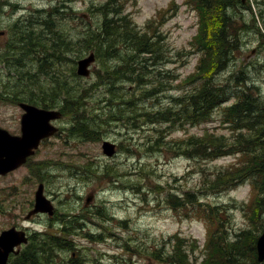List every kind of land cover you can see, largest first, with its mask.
I'll list each match as a JSON object with an SVG mask.
<instances>
[{
	"label": "rangeland",
	"instance_id": "374dc122",
	"mask_svg": "<svg viewBox=\"0 0 264 264\" xmlns=\"http://www.w3.org/2000/svg\"><path fill=\"white\" fill-rule=\"evenodd\" d=\"M59 1L0 0V125L13 133L19 132L22 111L13 103L15 96H12L11 89L15 90L16 83L15 80L11 81L13 73L6 66V63L12 64L13 59L9 57L6 48L10 37L15 36V27L19 26L16 19H35L37 15L44 14ZM64 1L71 3L77 15L81 16L91 14L88 8L105 0ZM175 1L177 2L175 10H167L160 15L157 14V8L165 10L170 0H123L122 5L124 4V11L131 16L130 19L139 29L147 27L150 33L154 30L162 38L163 58L155 66L162 68L163 75L164 70H167L177 76L172 84L173 90L179 92L186 88L185 76L194 71L198 58V53L190 41L195 31L197 16L190 5L183 3L184 0ZM253 8L257 11L258 6L254 4ZM38 9L43 10L38 12ZM172 11L174 12L171 13ZM66 19V24L68 26L69 22L73 34L82 30L84 22L79 21L76 16H67ZM33 28L39 30L41 27ZM242 45L236 53L239 54L236 63L230 64L228 71L239 65L248 67L250 76L264 92V44H259L254 33H248L244 35ZM84 52L66 54L68 60L60 67H63L65 77L71 84L87 87V93L83 95L82 101L84 107L93 110L89 116L95 117L93 123L97 124L98 138L82 136V139H76L68 135L71 122L68 115L62 116L55 124L65 128V134L61 131V135L47 138L25 165L1 176L0 197L7 198L16 188L8 205L17 200L24 216L33 202L34 190L41 178L44 181V193L54 200L57 214H64L68 225L79 217L86 219L82 226L77 225V228L73 226L69 229H72L70 237L75 240L76 247L80 248L81 254L90 264H174L166 261L168 259L165 258L164 252L173 250L172 236L176 234L181 238V245L185 248L182 251L188 263L201 264L204 256H207L202 253L205 249L203 241L207 228L218 222L224 224L228 236L229 232L233 236L239 230L248 229L249 233L246 235L250 240H255L254 235L261 231V221L255 218L252 220L251 215L247 211L245 213L239 206L250 195L249 182L243 181L232 188L214 192L203 187L206 186L204 183L206 179H210L211 171L232 164L233 161L228 162L237 157L226 155L214 160H201L188 157L170 147L163 149L159 145L150 147L149 140L156 138L157 127L144 122H140L138 127L139 120L135 118L134 113L124 111L127 118H134L131 119L132 122L126 123L128 121L126 118L118 123L104 122L107 117L104 113L106 111L114 113L115 110L112 104L102 101L107 98L106 90L100 84V76L105 74L103 71L105 60L96 58L87 76L78 75L76 61ZM108 62L114 64L117 59ZM72 65L75 74L70 70ZM152 66L150 65L151 70ZM227 73L219 74L218 79L226 80ZM120 80L116 83L120 88L115 90L119 89L124 99L134 97L128 93L132 84L128 80ZM16 88L18 91L22 90ZM165 94L162 90L153 95L152 100L133 98L135 105L132 108H137L138 114V111L143 110L141 107L149 109L151 101H154L152 106H157L158 102L166 101ZM111 99L114 101L115 96H111ZM213 127L217 128L213 131H226L218 125L217 120H212L195 125H178L171 127L169 132L163 130L161 133L164 139L179 142L191 133H199L204 128L212 131ZM104 138L114 141L117 145V153L112 157L106 156L101 150V141ZM54 162L59 166L53 165L49 171L51 174L44 172L41 173L42 177L36 175L41 165ZM87 162H91V166L95 168L92 172L87 171ZM105 167L112 170L111 174L119 173L118 177L113 180L111 179L114 175L102 177L100 170ZM172 190L178 193L195 190L200 194V202L172 207L168 202V192ZM90 192L94 194V198L86 203V195ZM207 202L215 204L218 208L212 220L205 216L207 213L204 204L209 206ZM232 204L236 206L230 209ZM227 206L229 210L226 209ZM80 214L82 215L79 216ZM209 217L212 218V215ZM7 221L9 220L5 215L0 213V230L5 227ZM23 224L28 225V234L31 235L29 242L36 240L39 233L58 229L44 214L36 215ZM150 246L162 248L160 259L151 254ZM74 249L72 247V250ZM69 254V249L58 250L55 259L51 258L52 262L65 264L63 261L69 258ZM195 255L198 257L197 263L192 258Z\"/></svg>",
	"mask_w": 264,
	"mask_h": 264
},
{
	"label": "trees",
	"instance_id": "16d2710c",
	"mask_svg": "<svg viewBox=\"0 0 264 264\" xmlns=\"http://www.w3.org/2000/svg\"><path fill=\"white\" fill-rule=\"evenodd\" d=\"M186 2L197 12L196 33L191 44L193 48L201 51L202 56L197 71L187 77L188 86L177 94H165V102L152 106L154 101H151L149 109L141 107L143 110L138 111L140 115L137 114V108H132L135 105L133 98L152 100L153 95L163 89L165 93H169L171 86L168 78L172 76L168 71V76L163 75L162 68L155 66L162 58L160 38L156 35L147 36L134 26L127 14L123 13V0H106L99 5H93L88 8L91 14L87 17L78 16L71 3L60 0L44 14L37 15L32 24L21 25L19 22V26L14 29L15 36L10 37L6 48L9 57L13 59L12 64L6 63L8 70L13 73L10 76L11 81L15 80L16 83L15 90L11 89L12 96L27 98L44 107L59 105L75 120L73 126L82 135L98 138L97 124L93 123L95 117L89 116L93 110L84 107L82 101L87 87L71 84L65 77L63 67H60L68 60L66 54L94 50L97 59L105 60L104 70L102 69L105 74L100 76V84L105 88L107 98L102 101L112 104L115 109L114 113L106 111L104 114L107 117L103 121L118 123L126 118V123L132 122L131 119L134 118H127L124 111L134 113L139 120L138 127L140 122L161 125L156 129V138L149 140L150 147H170L190 157L208 159L230 152L240 153L242 159L239 166L217 169L204 183L209 189H226L249 176L255 192L252 205L249 206L250 218L259 219L260 225H263L264 92L250 76L248 67L239 65L229 71L228 67L236 63L239 55L236 52L243 46L245 34L254 33L259 44H264V0ZM252 3L258 6L257 11ZM172 9L175 10L174 7ZM67 16H76L79 21L84 22L82 30L73 34L69 22L68 26L66 24ZM33 26L41 28L37 30ZM114 58L117 62L110 64L108 61ZM150 65H153L152 70ZM70 70L75 74L74 65ZM225 72H228L227 79H218V75ZM120 79L128 80L132 84L128 93L134 97L124 99L119 89L115 90L120 88L119 84L116 85ZM16 87L22 90L18 91ZM110 95L115 96L114 101ZM233 98L234 102L224 105ZM217 108L221 109V119L229 124V135L206 132L203 135L187 136L179 142L168 141L162 136L161 132L168 131L170 127L208 119ZM39 171L37 176L41 175ZM87 171L93 170L88 166ZM100 171L102 177L114 175L115 178L119 174H111L112 170L108 167ZM204 176L207 178L206 174ZM199 198L195 192H168V200L178 206L199 202ZM207 203L209 206L204 204L207 213L205 216L212 220L218 208L211 202ZM211 215L212 218L209 217ZM223 225L218 222L210 226V238L206 243L207 256L201 264H264V261L259 262L256 259L254 240L246 235L249 233L248 229L230 237ZM38 236L20 251L12 264H50L58 249L72 243L70 240L64 241L58 235L49 236L43 233ZM255 236L256 234L253 238ZM179 239L177 237L172 251L164 252L165 258L178 264H189ZM159 248L162 251L160 246ZM160 250L152 251L157 259H160ZM71 264L83 263L73 260Z\"/></svg>",
	"mask_w": 264,
	"mask_h": 264
},
{
	"label": "water",
	"instance_id": "95a60500",
	"mask_svg": "<svg viewBox=\"0 0 264 264\" xmlns=\"http://www.w3.org/2000/svg\"><path fill=\"white\" fill-rule=\"evenodd\" d=\"M94 59L93 53L79 60L78 73L88 74L87 66ZM25 112L21 116V135H10L5 129L0 128V173L14 168L25 161L26 156L33 152L40 138L52 134L56 127L50 123V119L60 116L57 110H47L37 106L21 102ZM104 152L112 154L114 145L105 141ZM52 212V205L42 193V184L35 191L34 208L27 216L36 211ZM23 231L9 228L0 233V264H5L10 252L17 253L14 246L21 241H26ZM258 259L264 258V230L257 240Z\"/></svg>",
	"mask_w": 264,
	"mask_h": 264
},
{
	"label": "bare ground",
	"instance_id": "6f19581e",
	"mask_svg": "<svg viewBox=\"0 0 264 264\" xmlns=\"http://www.w3.org/2000/svg\"><path fill=\"white\" fill-rule=\"evenodd\" d=\"M36 19V18H35ZM34 19H25V20H21V19H17L16 22L21 24V25H28V23H31ZM32 24V23H31ZM25 27V26H24ZM70 126H69V135L72 137H75L76 139H82V133H80L76 128H74L73 124H75V120L73 118L70 117ZM91 169L94 170V168L91 166ZM14 262V261H13ZM12 262V263H13ZM11 263V264H12ZM50 264H56L55 262H51ZM84 264H87L86 262Z\"/></svg>",
	"mask_w": 264,
	"mask_h": 264
},
{
	"label": "flooded vegetation",
	"instance_id": "af4514ba",
	"mask_svg": "<svg viewBox=\"0 0 264 264\" xmlns=\"http://www.w3.org/2000/svg\"><path fill=\"white\" fill-rule=\"evenodd\" d=\"M7 202V198L4 197V200L1 199V205L3 207V203L5 204ZM9 208H11V210H7L9 214H11L12 212H14L15 214L17 213V210L19 209L17 200H13L10 204H9Z\"/></svg>",
	"mask_w": 264,
	"mask_h": 264
}]
</instances>
